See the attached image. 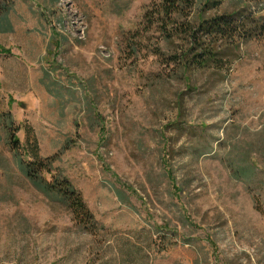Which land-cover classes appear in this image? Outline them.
<instances>
[{
	"label": "rangeland",
	"instance_id": "rangeland-1",
	"mask_svg": "<svg viewBox=\"0 0 264 264\" xmlns=\"http://www.w3.org/2000/svg\"><path fill=\"white\" fill-rule=\"evenodd\" d=\"M13 1L0 114L100 225L38 191L3 131L0 264H264V37L225 81H187L153 54L143 18L160 0ZM229 160L255 167L251 185Z\"/></svg>",
	"mask_w": 264,
	"mask_h": 264
},
{
	"label": "trees",
	"instance_id": "trees-1",
	"mask_svg": "<svg viewBox=\"0 0 264 264\" xmlns=\"http://www.w3.org/2000/svg\"><path fill=\"white\" fill-rule=\"evenodd\" d=\"M257 1V0H256ZM244 0H160L145 11L144 26L151 29L153 54L167 67H174L185 80L200 74L225 81L230 68L241 57L242 48L253 39L264 37V16ZM258 2V1H257ZM234 4V5H232ZM13 0H0V33L14 31L11 13ZM134 51H138L137 48ZM162 78V75L159 76ZM179 77V76H178ZM180 78V77H179ZM197 89V86H191ZM13 114H0V133L6 132L19 170L49 199L72 209L75 220L87 230L96 231L99 221L84 201L81 191L62 172L53 174L55 158L37 153L30 162L24 159ZM17 129V128H16ZM210 152H204L207 154ZM237 179L251 185L252 165L237 166L226 161ZM235 169V170H234ZM51 175V179L46 175Z\"/></svg>",
	"mask_w": 264,
	"mask_h": 264
}]
</instances>
